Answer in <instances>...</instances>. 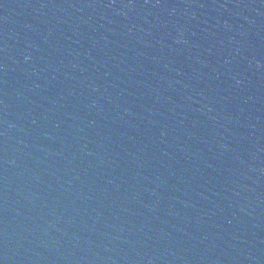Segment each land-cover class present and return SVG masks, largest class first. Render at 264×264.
I'll return each instance as SVG.
<instances>
[{
    "label": "water",
    "instance_id": "obj_1",
    "mask_svg": "<svg viewBox=\"0 0 264 264\" xmlns=\"http://www.w3.org/2000/svg\"><path fill=\"white\" fill-rule=\"evenodd\" d=\"M0 264H264V0H0Z\"/></svg>",
    "mask_w": 264,
    "mask_h": 264
}]
</instances>
